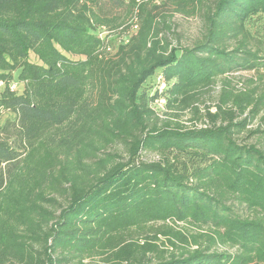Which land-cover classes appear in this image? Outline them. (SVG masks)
Masks as SVG:
<instances>
[{
  "label": "trees",
  "instance_id": "obj_1",
  "mask_svg": "<svg viewBox=\"0 0 264 264\" xmlns=\"http://www.w3.org/2000/svg\"><path fill=\"white\" fill-rule=\"evenodd\" d=\"M262 27L264 0H0V264H264Z\"/></svg>",
  "mask_w": 264,
  "mask_h": 264
},
{
  "label": "rangeland",
  "instance_id": "obj_2",
  "mask_svg": "<svg viewBox=\"0 0 264 264\" xmlns=\"http://www.w3.org/2000/svg\"><path fill=\"white\" fill-rule=\"evenodd\" d=\"M213 1L214 0H208V4H212ZM168 12L170 13V11ZM169 23L171 24V27H172V33L169 36V40L171 41L173 48L192 47L196 43V41L201 38V35L204 32L205 24H204V19L201 17H197V16L196 17H185L181 14H176L170 20ZM164 31H165V35H167L166 29H164ZM115 34L117 35L116 39L121 38L117 33ZM259 34L262 35L260 37L264 42V27L260 29ZM116 39H114L113 41V46L115 47V49L118 48L119 46L118 42L115 41ZM253 76H254V73L252 72H243V73L233 74L231 77L234 78L235 86L237 87V89L241 90L245 87V83L247 79ZM261 88H262V91H264V85H262ZM18 89H20L19 86H18ZM220 92H221V84L220 82H218V84L214 87V89L211 90L208 94H206L203 100V104L201 105V109L205 110L204 109L205 106L212 107L215 104H217ZM158 108H160V105L158 106ZM216 111H217L216 107H212L210 109V112L212 114L216 113ZM10 118H13V117L9 112L4 111L3 109H0V126L4 125L5 122ZM190 118H191V115L187 114L183 118V120L187 121ZM198 124L199 126H201V123H198ZM249 131H252L253 133H256V134L247 132L243 134V140L247 144L256 145L258 148L264 150V134H263L264 111L254 120L253 124L249 127ZM256 131H260V132H256ZM112 150L121 151L120 148H117V147H114V149ZM144 159L152 161V160H155L156 157L146 155ZM243 213L247 215V213L245 212ZM230 251L234 252V250H230ZM92 262H93L92 259H87L84 261L85 264H96ZM94 262H98L99 264H102L100 260L98 259H95ZM70 264H77V263L72 262Z\"/></svg>",
  "mask_w": 264,
  "mask_h": 264
},
{
  "label": "built area",
  "instance_id": "obj_3",
  "mask_svg": "<svg viewBox=\"0 0 264 264\" xmlns=\"http://www.w3.org/2000/svg\"><path fill=\"white\" fill-rule=\"evenodd\" d=\"M135 30H136V28L132 29L129 33H127L126 35H124L123 37L118 38V39H116L117 35L113 31H110L108 28H99L97 31V35H98L99 39L103 42V49H106L107 53H114V51H115V47L113 46L114 39H116L115 41H117L119 45L127 44L129 42V38H130L131 34L134 33ZM1 86H2V84L0 83V87ZM165 86H166L165 83L163 81H161L160 90L163 91ZM15 88H16L15 85L12 86L13 90ZM165 104H166V100L161 99L157 102L156 105H157V107L160 105V109H162Z\"/></svg>",
  "mask_w": 264,
  "mask_h": 264
}]
</instances>
